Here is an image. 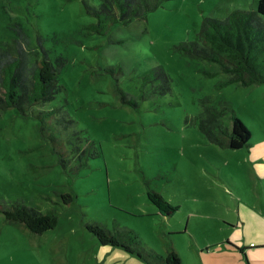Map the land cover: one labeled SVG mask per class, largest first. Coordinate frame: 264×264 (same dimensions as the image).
Segmentation results:
<instances>
[{"label":"rangeland","instance_id":"1","mask_svg":"<svg viewBox=\"0 0 264 264\" xmlns=\"http://www.w3.org/2000/svg\"><path fill=\"white\" fill-rule=\"evenodd\" d=\"M83 1L0 0V46L20 25L40 55L46 51L61 89L42 109L60 108L97 150L75 172L78 161L64 143V168L41 133L40 107L0 110V206L22 202L58 214L54 228L33 233L0 212V264H146L101 244L87 227L94 222L133 230L147 251L164 256L172 247L181 264H247L222 243L242 249L259 239L264 84L220 86L225 73L209 74L214 63L176 45L194 40L204 18L254 10L258 0H165L104 34L87 30L95 18ZM204 97L230 104L250 132V148L206 138L196 121ZM223 121L230 127L229 115ZM52 122L48 130L59 136ZM254 256L259 262V251Z\"/></svg>","mask_w":264,"mask_h":264},{"label":"trees","instance_id":"2","mask_svg":"<svg viewBox=\"0 0 264 264\" xmlns=\"http://www.w3.org/2000/svg\"><path fill=\"white\" fill-rule=\"evenodd\" d=\"M85 1L87 12L95 18L86 26L87 30L104 34L113 24L143 17L165 0H99L97 6ZM15 32L11 41L0 46V110L16 108L26 114V107H40L37 117L41 122L43 137L52 142L64 168H67L70 159L64 143L70 146V154L78 161L72 170L77 172L90 157L96 156V147L82 136L75 120L61 113L60 108L42 109L44 103L52 100L61 89L57 67L49 60L44 49L40 55L20 25L15 27ZM176 48L192 57L214 63L216 69L209 74L222 72L227 75L225 80L219 82L220 86L228 83L242 86L264 84V0H258L254 10L233 9L224 18H204L196 38L180 42ZM158 76L162 77L160 86L164 91L168 87L167 79L163 74ZM200 102L196 121L210 142L230 149L250 148V132L227 101L220 100L216 106L209 97H204ZM227 115L231 118L230 127L223 121ZM50 119L59 136L48 130ZM82 139L87 141L85 147L82 146ZM61 197L64 204L72 201L70 193L61 194ZM156 198L155 203L162 210L163 202L159 196ZM0 212L8 221L33 233H42L58 223L55 209L40 211L22 202L0 206ZM113 225V230L97 222L87 227L101 244L120 246L129 253H136L146 264H181L172 247L167 249L164 256L147 251L141 247L136 232L115 223Z\"/></svg>","mask_w":264,"mask_h":264},{"label":"crops","instance_id":"3","mask_svg":"<svg viewBox=\"0 0 264 264\" xmlns=\"http://www.w3.org/2000/svg\"><path fill=\"white\" fill-rule=\"evenodd\" d=\"M261 153L259 151V161H260L259 176L261 177V181L259 182L260 183L259 193L262 196L259 198V223H257L255 225L256 227H259V239H258V241H250L249 242V247H244L242 249H238L236 246H234V245H232V244H230L228 242L222 243L223 245L225 244L224 246H230L232 249L238 250L239 253L241 254L240 256L241 257L244 256L247 264H249L248 250L253 251L251 259H250L251 264H264V165L262 164V162H263L262 155L264 156V148H263V151ZM213 246H217V245L215 244ZM254 251L255 252L259 251V262H257L255 260V256L253 257Z\"/></svg>","mask_w":264,"mask_h":264}]
</instances>
